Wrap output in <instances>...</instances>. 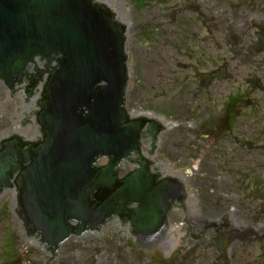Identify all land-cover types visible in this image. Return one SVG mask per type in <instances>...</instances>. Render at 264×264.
<instances>
[{"label": "water", "instance_id": "95a60500", "mask_svg": "<svg viewBox=\"0 0 264 264\" xmlns=\"http://www.w3.org/2000/svg\"><path fill=\"white\" fill-rule=\"evenodd\" d=\"M125 61L124 27L104 4L0 0V82L11 92L24 78L30 83L28 97L22 87L10 94L12 101L16 92L24 98L16 108L23 117L15 118L0 138L11 136L12 130L33 138L19 126L34 119L31 112L36 106L29 96L43 81L34 113L41 140L24 142L14 136L0 142V192L17 190L12 206L21 236L31 247H42L28 236L19 208L30 235L38 236L51 254L46 264H55L63 242L96 233L113 216L128 220L131 233L139 238L160 235L171 208L183 199L177 179L159 180L158 174L149 172L148 161L130 159L139 153L147 120L130 119L124 108L129 89ZM31 65L35 73L28 75ZM32 123L28 129L35 136ZM146 130L154 132L153 142L160 127L148 121ZM149 146L142 144L152 168L155 148ZM101 159L106 164L96 166ZM123 161L139 167L117 179ZM181 220H168L162 242L140 243L166 258L179 240L175 224ZM46 248L42 250L48 253Z\"/></svg>", "mask_w": 264, "mask_h": 264}, {"label": "rangeland", "instance_id": "374dc122", "mask_svg": "<svg viewBox=\"0 0 264 264\" xmlns=\"http://www.w3.org/2000/svg\"><path fill=\"white\" fill-rule=\"evenodd\" d=\"M126 26V39L124 51L126 55V68L128 74L126 91V107L131 115L147 113L154 119H162L167 125L162 124L163 129L154 140L153 169L158 163L168 167L165 172H159L161 176L185 177L184 184L187 190V205L189 219L196 222V215L201 208L207 214L214 205L217 206L219 218L232 219L239 223L245 217L235 213L252 210L259 207V201L264 199L258 190H249L245 181L247 177L253 178L260 175V170L251 167H221L213 155V147L233 142H224L219 134L203 135L200 133V120H206L205 129L209 133L212 125V106L207 109L204 95L199 91L194 79L195 70L179 69L175 67L178 60L174 55L171 59L166 53L165 41L155 27L162 28V23L155 24L157 20L155 11L162 10L159 6L137 11L132 0H103ZM155 26V27H154ZM180 53H189V47ZM178 51V50H177ZM180 58V56H179ZM183 63L188 59L181 58ZM221 88V87H220ZM15 93L14 101L10 100V93L0 82V133L8 132V127L21 119L16 108L23 104V97ZM256 96H259L256 94ZM216 107V106H215ZM203 115V116H201ZM209 117H206L208 116ZM206 117V118H204ZM199 119V121H198ZM257 120L242 119L238 121L234 136L239 141L254 138L261 127V123L254 124ZM31 123L19 126L21 132ZM26 133V132H25ZM30 135V134H29ZM235 141V144H238ZM142 144L149 146L150 139L146 138ZM199 150H203L201 153ZM208 150H211L208 151ZM143 156L147 150L142 148ZM249 193V194H248ZM251 196V197H250ZM255 196V197H253ZM14 191L0 192V264H46L51 256L43 252V247H31L22 236V229L15 220L12 201ZM261 197V198H260ZM198 202V204H197ZM259 204V205H258ZM196 208V209H195ZM236 210V211H237ZM237 211V212H239ZM211 213H208V217ZM180 218V209L172 211L168 220L177 221ZM203 216L198 214V219ZM183 221L175 224L180 229L178 242L179 247L163 258L153 252V246L141 244L131 235L127 222L113 225L112 222L101 229L100 234H90L81 238L73 237L65 242L59 250L55 264H192L201 255L209 252L205 244H194L186 241ZM192 226V223H191ZM243 234L242 249H245V231ZM206 251V252H205ZM190 257V258H189ZM202 258H205L203 256ZM193 263V264H195Z\"/></svg>", "mask_w": 264, "mask_h": 264}, {"label": "flooded vegetation", "instance_id": "af4514ba", "mask_svg": "<svg viewBox=\"0 0 264 264\" xmlns=\"http://www.w3.org/2000/svg\"><path fill=\"white\" fill-rule=\"evenodd\" d=\"M132 3L137 11L156 5L162 9L154 12L155 24L162 23V28L154 27L165 41L169 59L172 60L174 52L178 57L175 67L196 71L194 79L209 104L201 109L213 105L211 131H206L205 119H198L200 133L219 134L224 142H233L213 147L214 158L221 167L260 170L259 176L247 177L250 181H245V185L264 197V0H132ZM188 47L190 52L184 57L180 53ZM181 58L191 63H183ZM242 119L261 123L257 134L252 133L254 138L239 141L234 136V127ZM186 200L180 202L182 238L186 236V241L209 247L207 255H201L205 258L199 257L192 264H264V199L261 198L258 208L234 209L229 213L242 214L245 218L239 223L217 217L216 205L208 217L200 208L198 214L203 219L195 214L196 222L188 220ZM241 230L245 231V249L241 247L244 240L239 238L243 234H237ZM157 237L136 240L162 242ZM178 242L175 248L179 247Z\"/></svg>", "mask_w": 264, "mask_h": 264}, {"label": "bare ground", "instance_id": "6f19581e", "mask_svg": "<svg viewBox=\"0 0 264 264\" xmlns=\"http://www.w3.org/2000/svg\"><path fill=\"white\" fill-rule=\"evenodd\" d=\"M18 96H20V94H18ZM20 98H22V97H20ZM150 115V114H149ZM148 114H144L143 116H145V117H147V116H149ZM151 116V118L152 119H154V117L152 116V115H150ZM157 122L159 121V122H161L162 124H165V125H167V122H165V121H163L162 119H158V120H156ZM31 125V124H30ZM29 125V126H30ZM32 125H34V123H32ZM28 126V127H29ZM28 127H26L25 128V132L27 133V134H34V131L32 130V129H28ZM156 169H157V171H159V172H161V173H163V172H165V170H167L168 169V167L166 166V165H163V163H158L157 164V166H156ZM184 178L185 177H180V180L181 181H185L184 180ZM114 226L115 225H117V221H114L113 223H112Z\"/></svg>", "mask_w": 264, "mask_h": 264}]
</instances>
